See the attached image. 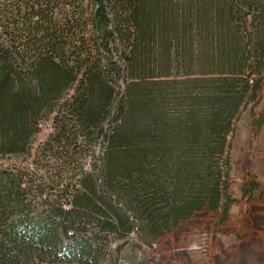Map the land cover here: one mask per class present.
<instances>
[{
	"label": "trees",
	"instance_id": "1",
	"mask_svg": "<svg viewBox=\"0 0 264 264\" xmlns=\"http://www.w3.org/2000/svg\"><path fill=\"white\" fill-rule=\"evenodd\" d=\"M263 90L264 0H0V264H128L225 220Z\"/></svg>",
	"mask_w": 264,
	"mask_h": 264
},
{
	"label": "rangeland",
	"instance_id": "2",
	"mask_svg": "<svg viewBox=\"0 0 264 264\" xmlns=\"http://www.w3.org/2000/svg\"><path fill=\"white\" fill-rule=\"evenodd\" d=\"M254 115L263 114L264 90ZM252 115L242 110L231 137L229 193L225 220L197 213L151 247L126 244L120 253L128 264H264V120L252 127ZM50 130L41 126L36 140Z\"/></svg>",
	"mask_w": 264,
	"mask_h": 264
}]
</instances>
